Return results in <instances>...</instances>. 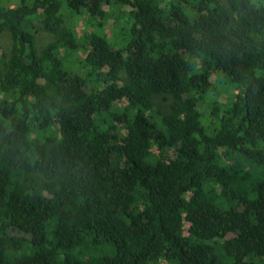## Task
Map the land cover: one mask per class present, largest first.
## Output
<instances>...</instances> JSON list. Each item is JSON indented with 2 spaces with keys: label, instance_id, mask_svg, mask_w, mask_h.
I'll return each instance as SVG.
<instances>
[{
  "label": "trees",
  "instance_id": "16d2710c",
  "mask_svg": "<svg viewBox=\"0 0 264 264\" xmlns=\"http://www.w3.org/2000/svg\"><path fill=\"white\" fill-rule=\"evenodd\" d=\"M3 30L0 264H264V0H0Z\"/></svg>",
  "mask_w": 264,
  "mask_h": 264
},
{
  "label": "rangeland",
  "instance_id": "374dc122",
  "mask_svg": "<svg viewBox=\"0 0 264 264\" xmlns=\"http://www.w3.org/2000/svg\"><path fill=\"white\" fill-rule=\"evenodd\" d=\"M12 1H17V0H12ZM105 10H108L109 7L108 6H104L103 7ZM112 19H107L105 22V27L104 30L105 32L110 35L111 34V25H112ZM72 26H73V30L75 32L76 37L81 40V34L82 31L84 30L85 32H90L91 30V26L89 24H87V20L86 18H80L78 20H74L72 22ZM51 40H53V35L48 32L47 30H45L43 27H41V24L38 23L37 26V33L35 34V44L37 49H41L45 44L49 43ZM83 40V38H82ZM10 47V37H9V33L6 30L0 31V53L3 52H7L9 50ZM61 53H63V51L61 50ZM78 56L83 57V54L81 52H78ZM69 60H67V64L70 66H74V60L76 59V57L70 56ZM75 67V66H74ZM221 81L217 80V88L219 90V96L216 97L217 92H213L212 94H210L208 96V102L202 103L201 107L203 110L208 109L211 106V101L214 100L215 98L218 99L219 102L224 101L225 97L227 96V94L229 92L232 91L231 87H229L227 84H222L220 83ZM125 100H122L120 102H118V104L120 105H124L125 104ZM264 263V262H263Z\"/></svg>",
  "mask_w": 264,
  "mask_h": 264
}]
</instances>
